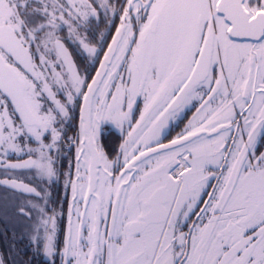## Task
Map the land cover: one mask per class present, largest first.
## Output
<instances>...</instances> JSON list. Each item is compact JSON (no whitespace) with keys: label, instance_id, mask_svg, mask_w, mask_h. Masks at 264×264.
<instances>
[{"label":"snow or ice","instance_id":"obj_1","mask_svg":"<svg viewBox=\"0 0 264 264\" xmlns=\"http://www.w3.org/2000/svg\"><path fill=\"white\" fill-rule=\"evenodd\" d=\"M65 138L62 246L50 193L0 179L30 197L0 264L25 236L50 264H264V0H0V168L51 183Z\"/></svg>","mask_w":264,"mask_h":264},{"label":"flooded vegetation","instance_id":"obj_2","mask_svg":"<svg viewBox=\"0 0 264 264\" xmlns=\"http://www.w3.org/2000/svg\"><path fill=\"white\" fill-rule=\"evenodd\" d=\"M101 20L103 21V15H101ZM118 23V18H117ZM105 27L103 22L100 23L99 29H97L96 35L99 38V31ZM114 31V29H112ZM61 36H67V29L65 28L62 32L59 33ZM110 36L108 39L110 40ZM106 48V45H105ZM102 56V53H101ZM98 66V62H97ZM93 74L95 69H92ZM194 111V109L192 110ZM192 112L189 111L187 116L180 122V127H183V123L187 121L188 118L191 117ZM138 115V113H137ZM74 118L65 125L66 128V137L73 136L78 129L79 124V107L76 106L73 109ZM179 128L173 126L172 135H175V132L179 131ZM120 142V132L114 126L108 125L105 127V139L103 140L104 145L106 146V151L109 152L110 158L115 155L114 149L118 146ZM166 142V141H165ZM35 146V145H33ZM258 148L260 151H264V142L258 143ZM27 156L17 157L14 154H10L8 159L15 162L17 159L25 160ZM69 161H71V166L69 165ZM57 166L61 175L54 179L51 183H49L46 179L41 181L35 174V171L29 170H18L16 172L5 173L3 168H0V179L11 178L15 176L18 179L23 180L24 183L31 184L39 189H44L50 193V199L48 201L50 207L56 208L57 212H60L61 207L63 208V215L58 216L57 224L60 231L58 232V240L60 242V246H62L63 242V228L66 227L67 223V206L68 200L71 199V188L67 189L64 187L65 176L63 175L65 172L69 171V169L75 173V146L68 147L67 139L61 143V154L59 156ZM17 198L18 200H27L30 197L20 194L14 193V190L7 188L5 186L0 185V205H3L5 200L11 201L13 198ZM61 198H64L63 200ZM30 222L26 220H17L10 219L3 216L2 212H0V254H3L5 257L8 256V249L11 244L12 235L15 231L17 237L20 236L21 232L24 230L25 224ZM17 248L20 249L18 254H14L17 260L30 261V264H50V261L47 257L43 255V252H37L35 250V246L29 243L28 237L25 236L22 242L17 244Z\"/></svg>","mask_w":264,"mask_h":264}]
</instances>
